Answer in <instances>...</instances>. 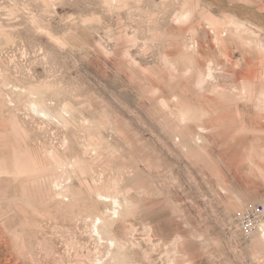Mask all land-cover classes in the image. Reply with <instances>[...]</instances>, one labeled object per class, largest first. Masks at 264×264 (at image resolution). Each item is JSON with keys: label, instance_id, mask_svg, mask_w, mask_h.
<instances>
[{"label": "rangeland", "instance_id": "rangeland-1", "mask_svg": "<svg viewBox=\"0 0 264 264\" xmlns=\"http://www.w3.org/2000/svg\"><path fill=\"white\" fill-rule=\"evenodd\" d=\"M264 0H0V264H264Z\"/></svg>", "mask_w": 264, "mask_h": 264}, {"label": "built area", "instance_id": "built-area-1", "mask_svg": "<svg viewBox=\"0 0 264 264\" xmlns=\"http://www.w3.org/2000/svg\"><path fill=\"white\" fill-rule=\"evenodd\" d=\"M238 224L246 236L255 233L264 235V205L248 206L238 217Z\"/></svg>", "mask_w": 264, "mask_h": 264}]
</instances>
